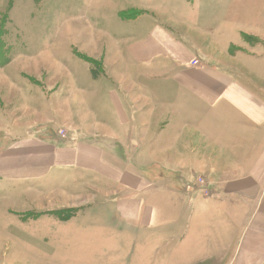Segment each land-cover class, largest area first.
Instances as JSON below:
<instances>
[{
	"label": "crops",
	"instance_id": "1",
	"mask_svg": "<svg viewBox=\"0 0 264 264\" xmlns=\"http://www.w3.org/2000/svg\"><path fill=\"white\" fill-rule=\"evenodd\" d=\"M258 2L257 12L246 9L244 29L229 23L237 21V0L228 13L212 9L213 33L260 38L259 50L236 54L216 42L206 52L201 30L160 19L171 15L162 8L132 17L123 6L118 15L132 32L113 39L60 26L69 28L73 60L96 69L85 90L67 83L61 90L1 91L0 214L49 235L71 229L81 237L99 216L56 223L52 213L113 206L116 222L139 225L133 234L140 238L155 233L159 210L179 186L191 187L253 208L234 264H264V0ZM254 80L261 91L248 85ZM196 177L207 185L195 184Z\"/></svg>",
	"mask_w": 264,
	"mask_h": 264
},
{
	"label": "rangeland",
	"instance_id": "2",
	"mask_svg": "<svg viewBox=\"0 0 264 264\" xmlns=\"http://www.w3.org/2000/svg\"><path fill=\"white\" fill-rule=\"evenodd\" d=\"M198 1L201 5L197 0H0V24L6 29L4 39L14 48L12 61L0 67V95L1 91H52L54 87L61 90L67 83L76 90L90 87V68H96L85 60H73L69 28L60 32L61 27L69 25L83 36L88 32L97 37L110 35L112 39L129 35L132 30L123 25L125 22L118 15L120 8H127L125 14L132 17L146 11L155 14L160 8L169 10L171 18L163 15L160 19L187 23L201 30L197 35L206 40L202 45L206 52L209 49L214 52V42L231 54L260 49L258 36L241 31L213 33L212 9L226 11L235 0ZM237 3L236 13L231 10L237 21L233 18L229 21L233 30L249 26L243 22L246 9L255 12L260 5L258 0H237ZM75 69L81 73L75 74ZM69 73L77 78L71 79ZM59 76L61 80L57 82L61 83L55 86L54 77ZM247 83L261 91L259 81ZM201 180L205 181L203 177L192 181L200 186ZM179 189L181 192L170 198L171 203L167 200L170 204L159 210L155 233L140 238L133 234L139 225L116 222L120 213L113 206L52 213L56 223L76 215L99 216L87 226L90 236L81 237L72 235L75 230L71 229L68 233L49 235L39 225L21 224L12 215L0 214V264H234L240 250L243 220L253 208L242 201H223L208 191L184 186ZM172 210L174 223L167 217ZM180 216H188L190 222H177ZM85 250L87 253L81 254Z\"/></svg>",
	"mask_w": 264,
	"mask_h": 264
},
{
	"label": "trees",
	"instance_id": "3",
	"mask_svg": "<svg viewBox=\"0 0 264 264\" xmlns=\"http://www.w3.org/2000/svg\"><path fill=\"white\" fill-rule=\"evenodd\" d=\"M6 29L0 24V67L7 66L14 58L13 45H8L4 39Z\"/></svg>",
	"mask_w": 264,
	"mask_h": 264
},
{
	"label": "built area",
	"instance_id": "4",
	"mask_svg": "<svg viewBox=\"0 0 264 264\" xmlns=\"http://www.w3.org/2000/svg\"><path fill=\"white\" fill-rule=\"evenodd\" d=\"M193 64H194V65H198V62H197V61H194ZM60 135H61L62 138H66V133H65L64 131H62V132L60 133ZM200 184H201V186H205V185H204V184H205V181H204V180H201V181H200Z\"/></svg>",
	"mask_w": 264,
	"mask_h": 264
}]
</instances>
